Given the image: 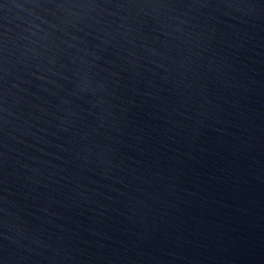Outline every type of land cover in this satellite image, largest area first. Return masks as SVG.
Segmentation results:
<instances>
[{
  "label": "water",
  "instance_id": "1",
  "mask_svg": "<svg viewBox=\"0 0 264 264\" xmlns=\"http://www.w3.org/2000/svg\"><path fill=\"white\" fill-rule=\"evenodd\" d=\"M0 264H264V0H0Z\"/></svg>",
  "mask_w": 264,
  "mask_h": 264
}]
</instances>
